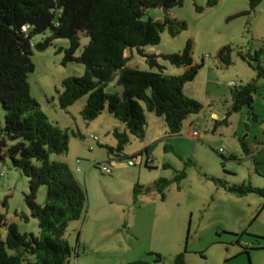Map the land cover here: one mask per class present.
<instances>
[{
	"label": "rangeland",
	"instance_id": "rangeland-1",
	"mask_svg": "<svg viewBox=\"0 0 264 264\" xmlns=\"http://www.w3.org/2000/svg\"><path fill=\"white\" fill-rule=\"evenodd\" d=\"M182 1L181 7L168 14L184 21L187 30L176 37L164 31L158 45L147 46L143 51L146 55H169L182 52L187 41L192 42L193 64L198 71L184 85L183 93L197 101L201 110L183 122L179 135L170 136L163 119L143 106L147 119L145 138H132L120 159L110 155L107 148L115 142L111 127L123 124L106 109L87 123L80 115L86 96L67 110L58 105L61 82L84 73L81 64L62 65L68 42L52 39L45 51H33L34 71L28 75L30 95L48 120L67 130L69 136L68 152L51 155L50 159L65 164L88 195L81 218L70 223L65 232L72 249L68 264H130L136 260L152 263L149 253L161 255L160 264H173L181 253L185 264H264V196L249 193L239 197L223 187L245 184L264 191V77L258 80L257 91L251 96L250 108L258 121L248 115L250 108L246 105L239 112L231 111L234 87H242L256 77L238 54L253 57L259 53V64L264 68V0L253 11L248 0H218L211 8L206 6V0ZM163 18L164 11L158 8L148 10L144 16V20L152 21ZM50 36L49 31L37 35L33 44ZM79 37L76 56L88 43L85 34ZM225 46L232 49L231 65L227 67L217 57ZM128 55V67L149 70L136 50ZM159 64L165 75L176 76L185 71L162 58ZM116 81L117 77L106 86V93L121 92ZM4 117L0 105V139L4 137ZM245 125L249 126L244 139L247 154L240 144ZM192 127L199 129L196 138L192 137ZM94 137L97 143L92 140ZM6 143L12 144L8 140ZM145 148H149L152 159L148 167L145 161L150 154L144 152ZM95 163L108 166L111 173L104 174ZM182 173L184 177L175 181ZM160 179L169 183L163 198L156 186ZM135 186L140 188L136 199ZM27 192L28 180L3 156L0 215L7 225L15 224L20 233L37 236V221L29 217L25 222L20 217L29 216L24 202ZM45 197L46 187H41L36 203L42 206ZM6 232V227H2V239Z\"/></svg>",
	"mask_w": 264,
	"mask_h": 264
},
{
	"label": "trees",
	"instance_id": "trees-1",
	"mask_svg": "<svg viewBox=\"0 0 264 264\" xmlns=\"http://www.w3.org/2000/svg\"><path fill=\"white\" fill-rule=\"evenodd\" d=\"M262 0H248L249 9L255 10ZM218 0H206V6L215 7ZM183 5L182 0H0V105L5 112L4 137L0 139V159L6 156L14 169L28 180L24 202L29 216L20 214L23 221H37L39 233H20L15 224L7 225L0 215V264H68L72 249L65 240L68 225L78 221L88 203L86 190L79 185L68 167L51 161V155H63L69 150L68 131L52 124L40 105L31 97L28 75L33 73V51H45L52 39H64L68 47L63 50L62 65L77 63L84 66L81 77H69L61 82L58 105L67 110L82 97H87L80 115L90 123L106 109L125 126V131H112L116 141L107 151L115 159L123 156L131 137L145 138L147 120L144 108L162 118L170 136L179 135L183 122L201 110V105L183 93L184 85L194 79L198 66L193 64L191 41L182 52L155 56L146 55L143 48L158 45L161 34L171 37L187 30L184 21H178L168 12ZM162 9L161 21L144 20L150 9ZM197 12L201 8L195 7ZM28 26L26 32L21 27ZM49 31L51 36L33 44V38ZM88 43L80 56V34ZM136 50L149 67L141 71L128 67V52ZM232 49L222 47L218 59L226 67L231 65ZM256 77L246 85L232 91L231 111L239 112L249 96L257 91V82L264 77L259 64V53L238 54ZM185 71L176 76L163 73L159 59ZM153 70H157L154 72ZM117 77L120 93L108 94L106 86ZM144 106V108H143ZM248 115L254 122L258 116L250 108ZM196 138V137H194ZM6 140L12 142L7 146ZM244 153H248L244 139L240 140ZM144 152L148 155L149 148ZM94 166H99L95 163ZM148 167V165H146ZM184 177H176L180 181ZM168 181L160 179L156 186L163 191ZM46 187L45 202L36 203L37 193ZM227 192L239 197L249 193L264 196V191L250 185L223 184ZM135 186L134 198L140 190ZM148 190V189H146ZM6 205V201H3ZM6 227V237L1 238V228ZM153 262L136 260L130 264H160L163 257L156 253ZM173 264H185L184 254H178Z\"/></svg>",
	"mask_w": 264,
	"mask_h": 264
},
{
	"label": "built area",
	"instance_id": "built-area-1",
	"mask_svg": "<svg viewBox=\"0 0 264 264\" xmlns=\"http://www.w3.org/2000/svg\"><path fill=\"white\" fill-rule=\"evenodd\" d=\"M27 29H28V26H23V27H21V30L23 31V32H26L27 31ZM229 86H231V87H234V84L233 83H230L229 84ZM198 132H199V129H197V128H193L192 127V137H197L198 136ZM94 142H98V139L96 138V137H94L93 139H92ZM92 147H88V150L89 151H92ZM221 154H223L224 152L222 151V150H220L219 151ZM152 164V160H151V158H146V161H145V166L146 165H151ZM129 165L130 166H132L133 165V163L132 162H129ZM99 167H100V170L104 173V174H110L111 173V169L108 167V166H106V165H101V164H99ZM78 170V169H77Z\"/></svg>",
	"mask_w": 264,
	"mask_h": 264
},
{
	"label": "crops",
	"instance_id": "crops-1",
	"mask_svg": "<svg viewBox=\"0 0 264 264\" xmlns=\"http://www.w3.org/2000/svg\"><path fill=\"white\" fill-rule=\"evenodd\" d=\"M147 120V119H146ZM52 123V122H51ZM112 131L114 130V129H117V130H119L120 132H123V131H125V126L124 125H122V126H119V125H113L112 127ZM112 131H111V133H112ZM133 137H131V139H132ZM130 139V140H131ZM114 141H115V139H114ZM116 145V141L114 142V145H112L113 147ZM112 146H110V147H112ZM150 154V153H149ZM149 158H151V154L148 156ZM152 160V159H151ZM76 171H78V170H76Z\"/></svg>",
	"mask_w": 264,
	"mask_h": 264
},
{
	"label": "water",
	"instance_id": "water-1",
	"mask_svg": "<svg viewBox=\"0 0 264 264\" xmlns=\"http://www.w3.org/2000/svg\"><path fill=\"white\" fill-rule=\"evenodd\" d=\"M251 102H252V97L249 96L244 105H246V106H248L250 108ZM248 131H249V126L248 125H245V135H244L243 139L246 138Z\"/></svg>",
	"mask_w": 264,
	"mask_h": 264
}]
</instances>
